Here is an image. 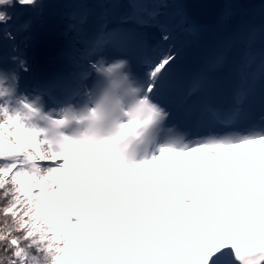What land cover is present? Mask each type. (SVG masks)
I'll return each instance as SVG.
<instances>
[{"label":"snow or ice","instance_id":"6c2138e0","mask_svg":"<svg viewBox=\"0 0 264 264\" xmlns=\"http://www.w3.org/2000/svg\"><path fill=\"white\" fill-rule=\"evenodd\" d=\"M174 4L195 30L186 0H0V264H264V0L211 4L173 107Z\"/></svg>","mask_w":264,"mask_h":264},{"label":"bare ground","instance_id":"6f19581e","mask_svg":"<svg viewBox=\"0 0 264 264\" xmlns=\"http://www.w3.org/2000/svg\"><path fill=\"white\" fill-rule=\"evenodd\" d=\"M213 1H215V0H203V1L202 0H193V1L186 0V2L194 3L192 5H189V7H191L198 16H202V8L207 6L208 4L213 3ZM222 2H223V0H222ZM174 5H169L168 7L170 8V7L174 6ZM176 7H178V4H176ZM177 16H178V14L176 16H174V17H177ZM216 17H217L218 21L220 22V24H219V26H216V27L212 26L211 27V30L213 31V33H210V31L209 32H206V31L201 32L197 28H195V30H193V28H191V30H190L191 34L190 35L193 37V34H195V35H199L200 34L201 35L200 39H205V40L211 42V36H214V34L218 35L220 33V31H221V28H222L221 18L218 15ZM171 18H173V17L172 16L171 17H167V21L170 20ZM182 21H184L183 17H182ZM257 21H258V16H257ZM181 38L184 39L185 35L181 34ZM175 41H177V39ZM44 55L49 60L54 61V57L55 56L52 59L51 55L50 56L46 55V54H44Z\"/></svg>","mask_w":264,"mask_h":264},{"label":"rangeland","instance_id":"374dc122","mask_svg":"<svg viewBox=\"0 0 264 264\" xmlns=\"http://www.w3.org/2000/svg\"><path fill=\"white\" fill-rule=\"evenodd\" d=\"M219 2H220V0H219ZM221 3H222V0H221ZM56 14H57V16H58V18L59 17H62V16H64V14L67 12V11H69V10H66V9H58V10H53ZM68 23H70V21H67ZM62 28H63V24H59L58 23V31H60V30H62ZM37 33H38V40H37V43H36V45L39 43V41H40V39H41V37H42V35L43 34H49L48 32H46L45 30H43V29H41V28H39L38 27V29H37ZM46 43L45 44H43V46L45 47V48H47V49H52L53 47L54 48H56L58 45L60 46L61 45V43H62V40L61 39H59V38H48V40L47 41H45ZM28 78V75H26L25 76V80Z\"/></svg>","mask_w":264,"mask_h":264},{"label":"water","instance_id":"95a60500","mask_svg":"<svg viewBox=\"0 0 264 264\" xmlns=\"http://www.w3.org/2000/svg\"><path fill=\"white\" fill-rule=\"evenodd\" d=\"M212 10L214 11V8L212 7ZM212 11V13H213ZM211 14V13H210ZM200 20H202L203 22L205 23H213L216 21V15H209L207 14L206 12L205 13H202V16L199 17ZM43 37H46V38H52L50 35H44ZM57 48H59V45L57 46Z\"/></svg>","mask_w":264,"mask_h":264}]
</instances>
